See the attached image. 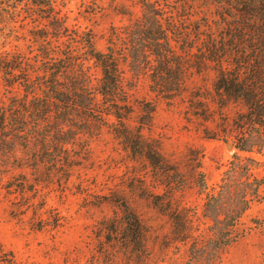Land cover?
<instances>
[{
  "label": "trees",
  "instance_id": "1",
  "mask_svg": "<svg viewBox=\"0 0 264 264\" xmlns=\"http://www.w3.org/2000/svg\"><path fill=\"white\" fill-rule=\"evenodd\" d=\"M66 1L0 0V189L24 199L13 210L34 229L58 228L60 215L45 208L39 192L67 189L75 177L72 187L89 204L117 209L98 223L93 261L148 264L146 225L119 190L91 195L84 173L90 141L106 130L158 187L180 188L178 169L150 136L156 101L130 99L143 80L155 99L184 102L189 118L209 121L217 109L227 119L232 112L226 121L238 153L205 201V241L192 234L170 195H146L145 179L137 187L171 219L177 240L189 243L185 264L213 262L236 238L242 214L262 199L264 176L249 173L245 153L264 146V0H111L127 22L109 27L104 50L90 31L69 22ZM194 75L210 76V86L192 84ZM133 174L143 177L141 170ZM0 264H19L2 242Z\"/></svg>",
  "mask_w": 264,
  "mask_h": 264
},
{
  "label": "rangeland",
  "instance_id": "2",
  "mask_svg": "<svg viewBox=\"0 0 264 264\" xmlns=\"http://www.w3.org/2000/svg\"><path fill=\"white\" fill-rule=\"evenodd\" d=\"M66 2L69 22L90 31L100 50L105 49L109 27H120L127 22V16L119 14L111 0H100L97 6L89 3L87 7L83 0ZM117 3L127 5L129 1L118 0ZM131 10L137 12L138 8ZM15 43L6 47L12 48ZM192 79V84L210 86V76L194 75ZM2 93L0 79V97ZM154 97L141 80L131 90L130 99L156 101L150 136L160 144L169 163L178 169L180 188L175 186L170 193L169 189L158 187L144 165H135L112 135L103 130L89 143L91 160L84 164L90 167L84 171L90 184L87 191L91 195H104L119 190L124 195L148 230V264H185L189 243L178 241L171 219L157 212L150 200L139 196V180L145 179L146 195L162 193L164 198L170 195L171 206L182 212L192 234L199 241H205L211 233V220L204 212L205 201L216 193L228 162L233 153H238L233 145L232 127L226 121L232 112L228 111L226 119V115L214 109L212 119L203 121L189 118L186 104L179 99L168 102ZM245 156L250 158L249 173L263 177L264 146H255ZM139 170L142 178L133 174ZM12 173L15 172L8 175ZM71 181L75 183L76 178L72 177ZM72 183L67 189H55L56 186L40 189L39 198L45 202V208L58 213L62 223L58 228L45 226L42 230L34 229L27 217L17 215L13 210L16 203L24 202L23 198L8 195L5 189H0V242L15 252L19 264H97L92 256L100 243L98 223L114 216L117 209L107 203L89 204ZM259 195L262 199L258 198L240 217L234 241L209 264H264V185L259 188ZM117 264L128 263L120 258Z\"/></svg>",
  "mask_w": 264,
  "mask_h": 264
}]
</instances>
